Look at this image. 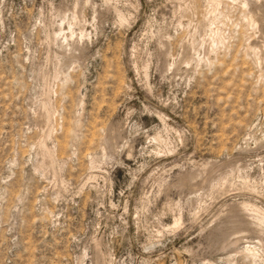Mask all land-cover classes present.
I'll return each instance as SVG.
<instances>
[{
    "label": "rangeland",
    "instance_id": "rangeland-1",
    "mask_svg": "<svg viewBox=\"0 0 264 264\" xmlns=\"http://www.w3.org/2000/svg\"><path fill=\"white\" fill-rule=\"evenodd\" d=\"M261 16L0 0V264H264Z\"/></svg>",
    "mask_w": 264,
    "mask_h": 264
},
{
    "label": "bare ground",
    "instance_id": "bare-ground-1",
    "mask_svg": "<svg viewBox=\"0 0 264 264\" xmlns=\"http://www.w3.org/2000/svg\"><path fill=\"white\" fill-rule=\"evenodd\" d=\"M256 7L255 8H257V5H255ZM249 7V6H248ZM262 8V7H261ZM248 10H249V8H248ZM251 10V9H250ZM258 11V10H257ZM251 13H252V19H251V23H255L256 22V16H255V14L253 13V11H250ZM263 12V11H262ZM260 13V12H259ZM256 15H258V14H256ZM261 17H263V16H261ZM264 18V17H263ZM260 19H262V18H260ZM264 20V19H263ZM254 25V24H253ZM216 36V35H215ZM215 41V40H214ZM216 42V41H215ZM217 42H218V40H217ZM262 47H263V50H264V45L262 44ZM261 47V48H262ZM260 48H258V53L257 54H259L260 55V51L261 50H259ZM262 50V51H263ZM263 53V52H262ZM258 55V56H259ZM260 58V57H259ZM263 62H264V60H263ZM242 239V238H241ZM241 239H240V241H241ZM250 248V247H249ZM247 246H245L243 249L244 250H242V253H244V254H246V253H249L250 255H248V256H252V257H257V253L251 248V249H249Z\"/></svg>",
    "mask_w": 264,
    "mask_h": 264
}]
</instances>
